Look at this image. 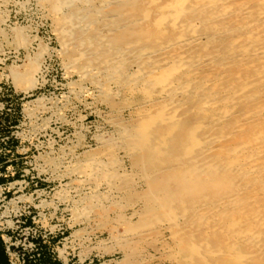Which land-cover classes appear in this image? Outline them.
<instances>
[{"label": "rangeland", "instance_id": "1", "mask_svg": "<svg viewBox=\"0 0 264 264\" xmlns=\"http://www.w3.org/2000/svg\"><path fill=\"white\" fill-rule=\"evenodd\" d=\"M53 1L0 0V233L10 259L40 253L61 264H264V77L255 79V71L264 70V57L229 51L230 38L246 30L258 31L264 43V14L248 15L264 8L263 2L239 0L248 9L240 14L229 0L231 11L213 17L219 7L200 6L202 0H176L177 5L168 0L167 6L165 0H61L59 11ZM68 12L73 30L62 36L60 18ZM153 17L163 24L158 29ZM172 19L175 26L169 27ZM243 21L248 24L240 28ZM192 33L201 37L199 43L193 40L169 53L162 48ZM79 50L83 56L73 59ZM164 64L174 68L167 66L171 77L160 84L152 77ZM149 77L159 85H149ZM167 89L175 98L167 99ZM160 110L166 115L162 122ZM148 113L156 117H150L151 128L163 131L168 141L166 152L151 163L136 137ZM187 132L194 144L185 150L179 137ZM249 161L262 164L261 171H246ZM192 164L197 170L191 172ZM182 168L192 177L187 184L170 176Z\"/></svg>", "mask_w": 264, "mask_h": 264}, {"label": "bare ground", "instance_id": "2", "mask_svg": "<svg viewBox=\"0 0 264 264\" xmlns=\"http://www.w3.org/2000/svg\"><path fill=\"white\" fill-rule=\"evenodd\" d=\"M53 1V0H52ZM101 1V0H100ZM176 1V0H175ZM175 1H174V3H171L170 1H168V0H165V2L164 3H162V4H164L165 6H167L168 4H169V2H170V5L171 4H176L177 5V1H176V3H175ZM236 2V4H235V7H234V9H238L237 10V12L238 13H246V11L248 10V9H246L245 8V11H244V8L243 7H241L240 5H239V3H241V2H239V0H232V2ZM238 1V2H237ZM259 1H261L260 3H262L263 2V4H264V0H259ZM63 1H61V0H54L53 1V9H55V10H58L59 9V7H60V5H61V3H62ZM104 2V1H103ZM179 2H181V1H179ZM178 2V3H179ZM196 2H198V1H196ZM229 2V0H202L201 2H199L201 5L200 6H203L202 4H204V5H208V6H216V7H219L214 13H213V17H216V16H222V15H224V14H226V13H228V11H231V9H229L228 8V6H230V2ZM81 3V2H80ZM150 3V2H149ZM149 3H146V4H149ZM182 3V2H181ZM181 3H179V4H181ZM187 3V2H186ZM193 3V2H192ZM199 3L197 4V5H199ZM145 4V5H146ZM161 4V5H162ZM191 4V3H190ZM233 4V3H232ZM192 5V4H191ZM190 5V6H191ZM195 5V4H194ZM194 5H192L191 6V8H193V6ZM160 6V5H159ZM163 6V5H162ZM189 6V7H190ZM199 6V7H200ZM207 6V7H208ZM242 6H244V4H242ZM263 7H264V5H262ZM161 7V6H160ZM159 7V8H160ZM170 7V6H169ZM189 7H187L188 9H189ZM172 8V7H171ZM173 8H174V6H173ZM172 8V9H173ZM185 8V7H184ZM198 8V7H197ZM248 8V7H247ZM256 8V7H255ZM76 9V8H75ZM158 9V8H157ZM164 9V8H163ZM186 9V8H185ZM249 9H251V8H249ZM159 10H161V9H159ZM175 10V12H176V9H173V11ZM179 10V9H178ZM182 11H183V8L181 9ZM213 10H215V9H212L211 11H213ZM59 11V10H58ZM68 11V10H67ZM71 11H75V10H71ZM71 11H69V12H71ZM142 11V10H141ZM145 11V10H144ZM170 11V10H169ZM172 11V12H173ZM209 11V10H208ZM63 13L62 14V16H61V18H60V21H61V26H60V28H59V32L62 34V36H66V34L67 35H69V33H72L71 31L73 30V23H72V21L74 20L73 19V14L72 13ZM77 12V11H76ZM149 12V11H148ZM161 12V11H160ZM165 12H167V13H169L168 11H165ZM179 12V11H178ZM210 12V11H209ZM248 12V11H247ZM74 13V12H73ZM143 13V12H142ZM183 13V12H182ZM181 13V14H182ZM212 13V12H211ZM147 14H149V13H147ZM161 14H163V13H161ZM160 13L158 14L159 16L161 15ZM177 14H179V13H177ZM180 14V15H181ZM252 14V16L251 17H253V18H259V17H261V16H263V14H264V8H261L260 7V9H256L255 11H253V13H249L248 15H251ZM143 15H145V13H143ZM142 15V16H143ZM164 15V14H163ZM179 15V16H180ZM75 16V15H74ZM77 16V15H76ZM94 16V15H93ZM171 16H173V15H171ZM211 15H209V17H210ZM234 16V15H233ZM138 17V16H137ZM145 17V16H144ZM164 17H165V15H164ZM167 17V16H166ZM165 17V18H166ZM170 17V15L168 16V18ZM176 17V16H175ZM174 17V19H176ZM230 17H232V16H230ZM58 18V17H57ZM172 18V17H171ZM208 18V17H207ZM138 20H140V18L138 17L137 18ZM161 19V21H162V18H160ZM249 19V18H248ZM142 20V19H141ZM163 20H164V18H163ZM173 20V19H172ZM203 20V19H202ZM201 20V21H202ZM207 20V19H206ZM227 20V19H226ZM241 20H243L242 18H241ZM260 20V19H259ZM154 24H155V26L157 27V29H158V24L159 25H161L160 23H158V18L157 17H153V19L151 20ZM221 21V20H220ZM251 21V20H250ZM168 22V21H167ZM166 22V23H167ZM171 22V23H170ZM169 22V24H170V26L169 27H174L175 26V22H174V20L173 21H170ZM180 22H185V21H179L178 23H180ZM189 22V21H188ZM236 22V21H235ZM249 22V21H248ZM252 22H254V19H253V21ZM256 22V21H255ZM90 23V22H89ZM190 23H191V21H190ZM211 23V22H210ZM213 23H214V25H213ZM215 23L216 22H212L211 23V25H213V26H215ZM249 23H251V22H249ZM264 23V22H263ZM263 23H261L260 25H259V27L261 26V25H263ZM224 24V23H223ZM239 24V23H238ZM247 25L248 23H247V21H243L242 23H240L239 24V27L241 28V26L242 25ZM58 25V24H57ZM163 25V24H162ZM161 25V26H162ZM190 25V24H189ZM196 25V24H195ZM210 25V24H209ZM208 25V26H209ZM222 25V24H221ZM241 25V26H240ZM251 25V24H250ZM103 26V25H102ZM166 26V25H165ZM181 26V25H180ZM183 26V25H182ZM181 26V27H182ZM187 26V25H186ZM191 26H193V25H190V27ZM219 26V25H218ZM235 26V25H234ZM234 26H232L233 27V29H234ZM155 27V28H156ZM188 27V26H187ZM223 27H224V25H223ZM236 27H238V26H236ZM243 27V26H242ZM145 28V27H144ZM167 28V27H166ZM177 28H179V27H177ZM194 28V27H193ZM196 28V27H195ZM231 28V27H230ZM258 28V27H257ZM172 29V28H171ZM221 29V28H220ZM232 29V28H231ZM255 29H256V27H255ZM175 30V29H174ZM182 30V29H181ZM181 30H180V32H181ZM185 30H186V28H185ZM219 30V29H218ZM222 30V29H221ZM220 30V31H221ZM163 31H165L164 30V28H163ZM223 31V30H222ZM221 31V32H222ZM253 30H246V31H244L243 33H240L241 35H235V36H233V37H231L230 38V45L232 46V47H230V49H229V51L231 50V48L233 49V48H235V49H233V50H235V52L236 53H234V52H232V53H234V54H232V55H235V54H237L238 55V57H239V55L240 56H244V55H248L249 56V54H251V55H253L256 59L257 58H262V56L264 57V43L262 44V43H260L258 40H259V38H261V36L258 34V31H255L254 30V32H252ZM56 32V31H55ZM161 32H162V30H161ZM173 32V31H172ZM171 32V33H172ZM189 32V31H188ZM194 32V31H193ZM197 33V32H196ZM203 33V32H202ZM210 33V32H209ZM214 33V32H213ZM217 33V32H216ZM263 33V32H262ZM96 34V33H95ZM205 34V33H204ZM203 34V35H204ZM103 35V34H102ZM101 35V36H102ZM164 35V34H163ZM178 35H180L179 33H178ZM198 35H199V33H198ZM202 35V34H201ZM200 35V36H201ZM210 35V34H209ZM99 36V35H98ZM232 36V35H231ZM100 37V36H99ZM155 37V36H154ZM205 37H206V34H205ZM208 37V36H207ZM209 37H211V39H212V36L210 35ZM217 37V36H216ZM223 37V36H222ZM147 38V37H146ZM175 38H176V36H175ZM174 38V39H175ZM178 38H180V39H178V40H176V41H174V39H173V41L174 42H172V43H169V45L168 44H165V45H163L162 46V48H164L168 53L169 52H172V51H170V50H173V51H175L174 50V48L175 47H178L179 49H180V47H184V46H186V44H188L190 41H193V40H196L195 42H198V38L199 37H197V34H195V33H192V34H190L189 36H187V37H184L183 36V38H181V37H179L178 36ZM201 38V37H200ZM200 38H199V40H200ZM203 38H204V36H203ZM77 39V38H76ZM158 38H156V40H157ZM208 39V38H207ZM206 39V40H207ZM96 40V39H95ZM154 40H155V38H154ZM162 40V39H161ZM209 40V39H208ZM260 40H262V39H260ZM63 41V40H62ZM130 41H132L131 39H130ZM205 41V40H204ZM67 42V41H66ZM65 42V43H66ZM79 42V41H78ZM194 42V43H195ZM200 42V41H199ZM198 42V43H199ZM208 42V41H207ZM263 42V41H262ZM81 43V42H80ZM136 43H137V41H136ZM161 43V42H160ZM166 43H167V40H166ZM193 43V44H194ZM145 44V43H144ZM62 45H63V43H62ZM99 45V44H98ZM127 45V44H126ZM158 45V44H157ZM196 45V44H195ZM205 45V46H204ZM226 45V44H225ZM224 45V46H225ZM229 45V46H230ZM80 46V45H79ZM142 46V45H141ZM203 48L204 47H206V43H203L202 45H201ZM69 47V46H68ZM95 47H97V46H95ZM99 47V46H98ZM120 47V46H119ZM127 47V46H126ZM200 47V46H199ZM212 47H214V46H212ZM75 48V47H74ZM108 48V47H107ZM118 48V47H117ZM121 48V47H120ZM123 48V47H122ZM137 48V47H136ZM145 48V47H144ZM190 49L192 48V47H189ZM203 48H201V49H203ZM222 48H223V46H222ZM225 48V47H224ZM228 48V47H227ZM141 49H143V48H141ZM140 49V50H141ZM149 48H147V50H148ZM157 49V48H156ZM193 49V48H192ZM213 49V48H212ZM114 50H116L115 48H114ZM137 50V49H136ZM139 50V51H140ZM145 50H146V48H145ZM189 50V49H188ZM89 51V50H88ZM87 51V52H88ZM111 51V50H110ZM162 51V50H161ZM214 51V50H213ZM217 51V50H216ZM98 52V51H97ZM118 52V51H117ZM152 52V51H151ZM150 52V53H151ZM187 52V51H186ZM189 52V51H188ZM191 52V51H190ZM199 51H197V53H198ZM212 52V51H211ZM40 53V52H39ZM136 53V52H135ZM138 53V52H137ZM166 53V52H165ZM184 53V52H183ZM206 53V52H205ZM91 54V53H90ZM141 54V53H140ZM142 54H144V53H142ZM141 54V55H142ZM148 54H149V52H148ZM164 54V53H163ZM196 54V53H195ZM219 54V53H218ZM140 55V56H141ZM162 55V54H161ZM207 55H209V54H207ZM206 54H204V56H207ZM217 54H215V56H216ZM231 55V57H233ZM80 56H83V52L82 51H76L75 53H73V59H76V58H79ZM136 56H138V58H139V55L137 54ZM135 56V57H136ZM145 56H147V55H145ZM172 56V55H171ZM177 56H179V55H177L176 54V57ZM183 56V54H181V58H183L182 57ZM197 56H199V55H197ZM204 56L202 55V58H204ZM214 56V57H215ZM225 56V55H224ZM245 56V57H246ZM118 57V56H117ZM130 57V56H129ZM168 57V56H167ZM212 57V56H211ZM218 57H220V54H219V56ZM114 59L116 58V57H113ZM113 58H112V60H113ZM133 58V57H132ZM141 58H143V57H141ZM201 58V59H202ZM230 58V57H229ZM247 58V57H246ZM103 59V58H102ZM108 59L109 58H104V60L103 61H105V62H107L108 61ZM147 59V58H146ZM152 59V58H151ZM150 59V60H151ZM174 59H175V57H174ZM174 59H171V61L172 60H174ZM183 59H185V57L183 58ZM190 59H193V58H191L190 57ZM190 59L188 60V61H190ZM196 61L198 60V62H203V60H200L199 61V58L197 57V59H196V56H195V58H194ZM222 59H224V58H222ZM222 59H220V60H222ZM111 60V59H110ZM129 60V59H128ZM137 60V59H136ZM186 61H187V59H185ZM208 60H210V58L208 59ZM207 59H206V61H208ZM214 60H216V59H214ZM213 60V61H214ZM219 60V61H220ZM239 60V59H238ZM262 60V59H261ZM87 61V60H86ZM102 61V62H103ZM116 61V60H115ZM119 61V60H118ZM143 60H141V62H142ZM161 61H163V59H161ZM170 61V60H169ZM178 61V60H177ZM219 61H218V63H219ZM232 61V60H231ZM241 61H243V60H241ZM240 60H239V62H241ZM114 62V61H113ZM128 62V61H127ZM130 62V61H129ZM145 62H147V61H145ZM172 62H175V61H172ZM180 62H181V60H180ZM197 62V63H198ZM216 62V61H215ZM234 62V61H233ZM263 62V61H262ZM117 63V62H116ZM121 63V62H120ZM157 63V61L154 63L153 62V64H156ZM169 62L167 61V64H168ZM171 63V62H170ZM183 63H185L184 65H186L187 63L186 62H184L183 61ZM237 63V62H236ZM250 63H252V62H250ZM89 64V63H88ZM136 64V63H135ZM139 64H142V63H139ZM148 64V63H147ZM151 64H152V62H151ZM166 64V63H165ZM165 64H164V66H165ZM175 64H176V62H175ZM174 63H173V65H175ZM189 64V63H188ZM199 64V63H198ZM204 64V63H203ZM202 64V65H203ZM210 64H211V61H210ZM225 64V63H224ZM229 64V63H228ZM246 64V63H245ZM84 65V64H83ZM94 65V64H93ZM114 65H116V64H114ZM123 65V64H122ZM121 65V66H122ZM137 65V64H136ZM170 65V66H169ZM169 65H166L165 66V68L163 67H161V70H162V72H161V70H160V73H158L157 71H156V75L154 76V77H152V79L154 78L155 79V81H157L158 83H160V80H161V82H163L164 81V78H166L168 75L167 74H169L168 73V71L169 70H167L168 69V67H171V68H174V67H172L171 66V64H169ZM190 65H192V64H190ZM190 65H189V67H190ZM197 65V64H196ZM196 65H194V66H196ZM220 65H222V64H220ZM244 65V64H243ZM242 65V66H243ZM247 65H249V63L247 64ZM246 65V66H247ZM252 65H253V63H252ZM262 65H264V64H262ZM262 65L260 64V68L262 67ZM103 66V65H102ZM112 67H113V65H111ZM124 66V65H123ZM156 66V65H155ZM160 66V65H159ZM168 66V67H167ZM181 66V65H180ZM187 66V65H186ZM193 66V65H192ZM193 66V67H194ZM206 66V65H205ZM241 66V67H242ZM87 67V66H86ZM86 67H84V68H86ZM104 67V66H103ZM106 67V66H105ZM108 67H110V66H108ZM114 67H116L117 68V66H114ZM138 67V66H137ZM202 67V66H201ZM200 67V68H201ZM211 67V66H210ZM220 67V66H219ZM222 67V66H221ZM248 67V66H247ZM256 67V66H255ZM255 67H253V68H255ZM107 68V67H106ZM119 68V67H118ZM135 68V67H134ZM148 68V67H147ZM151 68H152V66H151ZM160 68V67H159ZM177 68V67H176ZM188 68V67H187ZM199 68V67H198ZM199 68V69H200ZM250 68H251V66H250ZM97 69H99V68H97ZM102 69V68H101ZM111 69V68H110ZM120 69V68H119ZM136 69V68H135ZM139 69H141V67L139 68ZM142 69H143V67H142ZM149 69V68H148ZM185 69H186V67H185ZM190 69V68H189ZM191 69H192V67H191ZM212 69H214V68H212ZM246 68H245V66H244V69L243 70H245ZM87 70V69H86ZM100 70V69H99ZM113 70V69H112ZM115 70V69H114ZM123 70V69H122ZM131 70V69H130ZM137 71H138V69H136ZM144 70H145V68H144ZM176 70V69H175ZM177 70H179V67H178V69ZM182 70V69H181ZM180 70V71H181ZM188 70V69H187ZM193 70H195V69H193ZM192 70V71H193ZM93 71V70H92ZM98 71V70H97ZM105 71V70H104ZM136 71V72H137ZM146 71V70H145ZM151 71V70H150ZM150 71H149V73H150ZM183 71V70H182ZM191 70H190V72L189 73H191V75H192V72ZM196 71V70H195ZM208 71V70H207ZM224 71V70H223ZM264 71V70H263ZM261 69L260 70H257V71H255L256 73H255V79L256 78H258V79H262V77H264L263 75H264V72H263ZM86 72V71H85ZM100 72V71H99ZM99 72H97V73H99ZM131 72V71H130ZM175 72V71H174ZM174 72H170V73H172V75L174 74ZM184 72V71H183ZM183 72H181V73H183ZM225 72V71H224ZM224 72H222V73H224ZM91 73V72H90ZM114 74L115 73H118V71L117 72H113ZM122 73V72H121ZM121 73H119V74H121ZM123 73H126V72H123ZM122 73V74H123ZM152 73V72H151ZM176 73V72H175ZM186 73V72H185ZM195 73V72H194ZM236 73V72H235ZM234 73V74H235ZM247 73H249V72H247ZM83 74V73H82ZM131 74V73H130ZM139 74V73H138ZM180 73H178V75H179ZM196 74V73H195ZM206 74V73H205ZM208 74V73H207ZM205 75V76H203V77H207L208 75ZM213 74V73H212ZM233 74V75H234ZM254 74V73H253ZM116 75V74H115ZM132 75V74H131ZM144 75V74H143ZM150 75H152V74H150ZM154 75V74H153ZM170 75V74H169ZM224 75V74H223ZM235 75H237V74H235ZM108 76H109V74H108ZM118 76V75H117ZM127 76V75H126ZM135 76V75H134ZM139 76V75H138ZM137 76V77H138ZM146 76H149V75H146ZM186 76H189V75H186ZM112 77V76H111ZM115 77V76H114ZM124 77V76H123ZM140 77V76H139ZM170 77H171V75H170ZM180 77H182V75L180 76ZM212 77V76H211ZM219 77H221V76H219ZM239 77V76H238ZM243 77H245V76H243ZM249 77V76H248ZM108 78V77H107ZM113 78V77H112ZM116 78H119V77H116ZM127 78L129 79V77L127 76ZM131 78V77H130ZM133 78V77H132ZM131 78V79H132ZM177 78H178V76H177ZM183 78V77H182ZM208 78V77H207ZM224 78H226V77H224ZM249 78H251V75H250V77ZM109 79H110V77H109ZM144 79V78H143ZM141 80V82L142 83H144L145 81L144 80ZM148 80H149V85H151L152 87H154L153 86V83L152 82H155L154 80H150L151 78L149 77V78H147ZM169 80H171V78H168ZM179 79V78H178ZM184 79V78H183ZM189 79V78H188ZM187 79V80H188ZM205 79V78H204ZM214 79V78H213ZM240 79V78H239ZM238 78L236 79V80H239ZM246 78H244V81H243V83H248V82H246V80H245ZM108 80V79H107ZM126 80V79H125ZM145 80H146V77H145ZM159 80V81H158ZM166 80V79H165ZM169 80H168V84H171V81L169 82ZM197 80H199V78H198V76H197ZM201 80V79H200ZM199 80V81H200ZM208 80V79H207ZM241 80H243V79H241ZM35 81V80H34ZM110 81V80H109ZM118 81V80H117ZM130 81H133V80H130ZM136 81V80H135ZM134 81V82H135ZM152 81V82H151ZM174 81V80H173ZM176 81V80H175ZM178 81H180V80H178ZM185 82H186V80H184ZM183 81V82H184ZM191 81V80H190ZM190 81H187V82H190ZM195 81V80H194ZM214 81V80H213ZM123 82H124V80H123ZM123 82H122V84H123ZM127 81H125V83H126ZM140 82V83H141ZM157 82H155V84L154 85H156V83ZM165 83H167V80L166 81H164ZM180 82H182V81H180ZM204 82L206 83V81L204 80ZM225 82H226V80H225ZM234 82V81H233ZM252 82H254V81H252ZM251 82V83H252ZM256 82V81H255ZM254 82V83H255ZM260 82V81H259ZM132 83V82H131ZM152 83V84H151ZM157 83V85H159ZM176 83H178L177 81L175 82V85H176ZM201 83V82H200ZM205 83L203 84V85H205ZM208 83V82H207ZM227 83V82H226ZM242 83V84H243ZM147 84H148V82H147ZM147 84L145 83V85L147 86ZM160 84H162V83H160ZM164 84V83H163ZM168 84L167 85H165L164 87H166V86H168ZM190 84V83H189ZM199 84V83H198ZM217 84H219L218 82H217ZM253 84V83H252ZM133 85V84H132ZM144 85V86H145ZM179 85V87H181V85H182V83L181 84H178ZM177 85V86H178ZM184 85V84H183ZM200 85V84H199ZM199 85L197 86V87H199ZM221 85V84H220ZM240 85V84H239ZM190 86V85H189ZM192 86V85H191ZM228 86V85H227ZM230 86V85H229ZM242 86V85H241ZM245 85H243V87H244ZM132 87V86H131ZM142 87V86H141ZM161 87V86H160ZM176 87V86H175ZM174 87V88H175ZM215 87H217V86H215ZM214 87V88H215ZM240 87V86H239ZM238 87V88H239ZM243 87L241 88V90H243ZM246 87V86H245ZM260 87V86H259ZM149 88H151V87H149ZM171 88V87H170ZM182 89H183V86L181 87ZM184 88H186V85H184ZM194 88V87H193ZM200 88H201V86H200ZM211 88V87H210ZM213 88V89H214ZM233 88V87H232ZM252 88V87H251ZM129 89H131V88H129L128 87V91H129ZM137 89V88H136ZM141 89V88H140ZM147 89H148V86H147ZM146 89V90H147ZM152 89V88H151ZM164 88H163V86H162V88H161V90H163ZM171 89H173V88H171ZM177 89V88H176ZM181 89V90H182ZM198 89V88H197ZM203 89V88H202ZM212 89V90H213ZM218 89V88H217ZM216 89V90H217ZM221 89V88H220ZM234 89V88H233ZM237 89V88H236ZM246 89H248V88H246ZM263 89V88H262ZM103 90V89H102ZM142 91H143V88L141 89ZM170 90V89H169ZM180 90V89H179ZM185 90V89H184ZM192 90V89H191ZM195 90V89H194ZM205 90V89H204ZM210 91L211 92V94L212 93H215L214 91ZM232 90V89H231ZM241 90H239L238 89V91H236L235 93H238L239 91H241ZM254 90V89H253ZM258 90V89H257ZM127 91V90H126ZM175 91H177V90H175ZM206 91V90H205ZM159 92V91H158ZM166 92V91H165ZM167 92H168V89H167ZM170 92H171V90H170ZM180 92H182V91H180ZM186 92V91H185ZM195 92V91H194ZM232 92H233V90H232ZM256 92V91H255ZM255 92H253L254 94H255ZM152 93V92H151ZM169 93V92H168ZM196 93V92H195ZM231 93V92H230ZM234 93V94H235ZM250 93H251V91H250ZM159 94V93H158ZM172 94H174L173 92H172ZM197 94V93H196ZM195 94V95H196ZM248 94V93H247ZM246 94V95H247ZM253 94V95H254ZM149 95V94H148ZM169 95H170V93L168 94V97H167V99L168 98H170L171 96H174V98H175V94L174 95H171L170 97H169ZM180 95V94H179ZM206 95V94H205ZM214 95V94H213ZM216 95V94H215ZM219 95V94H218ZM229 96H230V94H229ZM196 97V96H195ZM207 97V96H206ZM231 97V96H230ZM240 98H242V96H239ZM243 97H245L244 95H243ZM247 97V96H246ZM250 96H248V98H249ZM254 97V96H253ZM143 98V97H142ZM203 98V97H202ZM208 98V97H207ZM215 98V97H214ZM252 98V97H251ZM147 99V98H146ZM184 99V98H183ZM234 99V98H233ZM232 99V100H233ZM247 99V98H246ZM152 100H154V99H152ZM168 100H170V99H168ZM192 100H193V98H192ZM211 100V99H210ZM224 100V99H223ZM243 100H245V99H243ZM150 101H151V99H150ZM177 101V100H176ZM209 101V100H208ZM220 101V100H219ZM225 101V100H224ZM252 101V100H251ZM145 102V101H144ZM203 102V101H202ZM211 102H212V100H211ZM143 103V102H142ZM141 103V104H142ZM172 103H174V102H172ZM172 103H170V104H172ZM204 103H206V102H204ZM203 103V104H204ZM220 103V102H219ZM140 104V103H139ZM158 104V103H157ZM163 104V103H162ZM178 104H179V102H178ZM181 104V103H180ZM249 104V103H248ZM173 105V104H172ZM177 105V104H176ZM211 105H212V103H211ZM210 105V106H211ZM233 105H234V103H233ZM233 105H231V106H233ZM165 106H167V105H165ZM201 106V105H200ZM207 106V105H206ZM217 106V105H216ZM162 107V106H161ZM174 107H176V106H174ZM218 107V106H217ZM230 107V106H229ZM167 108V107H166ZM165 109V108H164ZM163 109V110H164ZM176 109V108H175ZM201 109V108H200ZM204 109V108H203ZM202 109V110H203ZM216 109V108H215ZM214 109V110H215ZM256 109H258V107L256 108ZM157 110V109H156ZM169 110V109H168ZM232 110V109H231ZM230 110V111H231ZM254 110V109H253ZM148 111V110H147ZM167 111V110H166ZM173 111V110H172ZM194 111V110H193ZM207 111V110H206ZM226 111V110H225ZM224 111V112H225ZM249 111V110H248ZM247 111V112H248ZM156 112V111H155ZM159 112H161V110L159 111ZM158 111H157V114H158V117H160V119L161 118H165L166 117V115H164V113L163 112H161V113H159ZM176 112V111H175ZM174 112V113H175ZM208 112V111H207ZM246 113V112H245ZM259 113V112H258ZM264 113V112H263ZM149 114V116H147V118H145V119H142V120H140L139 121V123H138V126H137V128H138V130H137V133H136V137H137V139L139 140V142H140V145H142L143 147H144V160H146L147 162H155V160H157L160 156V154H162L163 152H166V148L168 147V141H167V139H166V137H165V133L163 132V131H157V130H154V129H152L151 128V122H153V121H151L150 119L153 117L152 115H154L153 113H151L152 115H150V113H148ZM170 114H172V113H170ZM244 114V113H243ZM168 116H170L169 114H167ZM174 114H172L171 116L172 117H174L173 116ZM242 115V113L239 115V117ZM244 115H246V114H244ZM140 116V115H139ZM152 116V117H151ZM155 116H157L156 115V113H155ZM167 116V117H168ZM151 117V118H150ZM157 117V118H158ZM172 117H170V119H173ZM176 117V116H175ZM250 117V116H249ZM253 117H254V115H253ZM261 117H263V116H261ZM156 117H153L152 119H155ZM169 118V117H168ZM178 118V117H177ZM245 119L247 118V117H244ZM169 119V120H170ZM260 119V118H259ZM162 120L163 119H161L160 121L162 122ZM165 120V119H164ZM166 120H167V118H166ZM234 120H236V119H234ZM242 120H244V119H242ZM249 120V119H248ZM233 121V120H232ZM240 121V120H239ZM138 122V121H137ZM172 122V121H171ZM175 122H177L176 120H175ZM262 122V121H261ZM197 123V122H196ZM234 123V122H233ZM195 124V123H194ZM198 124V123H197ZM199 124H200V122H199ZM235 125H237V122H235L234 123ZM196 125V124H195ZM240 125V124H239ZM198 126V125H197ZM197 126H194V128H196V129H198L197 128ZM242 126H243V124H242ZM249 126V125H248ZM263 126V125H262ZM214 127V126H213ZM237 127H238V125H237ZM244 127H246V126H244ZM175 128V127H174ZM177 128H180V127H177ZM172 129H173V127H172ZM172 129L170 128V130H171V132H172ZM195 129V130H196ZM239 129V128H238ZM167 130H169V129H167ZM166 130V131H167ZM187 130V129H186ZM189 130V129H188ZM124 131V130H123ZM165 131V130H164ZM192 131V130H191ZM169 132V131H168ZM168 132L166 133V135H168ZM193 132V131H192ZM192 132H191V134H192ZM170 133V132H169ZM188 133V132H187ZM258 134H259V132H257ZM129 135V134H128ZM193 136V135H192ZM192 136L188 133V134H186V133H182V135L179 137V141H180V144H182L183 145V147L185 148V150L186 149H189V146L191 147V145H193V144H191V142L190 141H192L194 138H192ZM256 136V135H255ZM128 137V136H127ZM195 137V136H194ZM259 137V136H258ZM239 138V137H238ZM189 139H190V141H189ZM130 140V139H129ZM186 140V141H185ZM188 140V141H187ZM216 140V139H215ZM254 140V139H253ZM257 140V139H256ZM185 141V142H184ZM197 141H199V140H197ZM138 142V143H139ZM194 142V141H193ZM197 143V142H196ZM201 143V142H200ZM211 143H214V141L213 142H211ZM243 143V142H242ZM178 144V143H177ZM235 144V143H234ZM240 144V143H239ZM246 144V143H245ZM248 144V143H247ZM135 145H136V143H135ZM243 145H244V143H243ZM256 145H257V143H256ZM138 146V145H137ZM196 146V145H195ZM231 146V145H230ZM240 146H242V145H240ZM239 146V147H240ZM194 147V146H193ZM192 147V148H193ZM221 147V146H220ZM232 147V146H231ZM234 147V146H233ZM236 147H238V146H236ZM236 147H234L235 149H236ZM238 147V148H239ZM215 148V147H214ZM217 148H218V146H217ZM222 148V147H221ZM227 149H225L224 151L225 152H228L227 150H228V148L229 147H226ZM233 148V149H234ZM237 148V149H238ZM242 149L244 148V147H241ZM260 148V147H259ZM223 149H224V147H223ZM230 149L231 148H229V151H230ZM242 149H239L240 151H243ZM141 150V149H140ZM184 150V149H183ZM210 150V149H209ZM142 151V150H141ZM190 151V150H189ZM216 151V150H215ZM233 151V150H232ZM240 151H239V153H240ZM259 151H261V150H259ZM258 151V152H259ZM262 151H264V150H262ZM185 152V151H184ZM204 152V151H203ZM202 152V153H203ZM258 152H256V153H258ZM191 153H193L192 152V149H191ZM255 153V154H256ZM182 154H185V155H187L186 153H182ZM190 153L188 152V155H189ZM199 154V153H198ZM227 154V153H226ZM259 154V153H258ZM142 155H140V157H141ZM175 156V155H174ZM233 156V155H232ZM243 156H244V153H243ZM247 156L249 157V155L247 154ZM247 156L245 155L244 157H246V159H247ZM251 156V155H250ZM91 157H93V156H91ZM112 157V156H111ZM180 157V156H179ZM205 157V156H204ZM209 157V156H208ZM218 157V156H217ZM231 157V156H230ZM234 157V156H233ZM235 157H236V155H235ZM243 157V158H244ZM252 157H254V156H252ZM264 157V156H263ZM243 158H242V161H243ZM251 157H249V159H250ZM90 160H92L91 158H89ZM101 159V158H100ZM107 159V158H106ZM110 159V158H109ZM191 157H190V161H191ZM195 159V158H194ZM193 159V160H194ZM204 159H206V158H204ZM180 160V159H179ZM178 160V161H179ZM230 160V159H229ZM254 160V159H253ZM88 161V160H87ZM96 161V160H95ZM189 160H188V158H187V162H188ZM221 161V160H220ZM259 160H257V162H258ZM262 161V160H261ZM98 162V161H97ZM104 162V161H103ZM197 162H199V161H197ZM212 162V161H211ZM245 162V161H244ZM250 163H245L246 164V166L245 165H243V164H241V166H245L244 168H246V171H252V170H256V169H258L259 167H261L262 168V164H259V163H253V162H251V161H249ZM263 162V161H262ZM86 163V161H84V164ZM90 163V162H89ZM96 163V162H95ZM146 163V162H145ZM144 163V164H145ZM174 163H177V162H175L174 161ZM182 163V162H181ZM180 163V164H181ZM185 163V162H184ZM195 163V162H194ZM228 163V162H227ZM234 163V162H233ZM97 164V163H96ZM103 164V163H102ZM183 164V163H182ZM209 164V163H208ZM225 164V163H224ZM238 164V163H237ZM176 165V164H175ZM178 165V164H177ZM193 165V168H191L190 169V171L191 170H193L194 171V168L197 170V168L194 166V164H192ZM192 165H191V167H192ZM234 165V164H233ZM261 165V166H260ZM172 166V165H171ZM202 166H207V162H206V164H203ZM208 166H210V165H208ZM213 166V165H212ZM211 166V167H212ZM239 166V165H238ZM240 166V167H241ZM189 167V166H188ZM187 167V168H188ZM198 167H200V166H198ZM264 167V166H263ZM187 168L186 169H184V168H182V169H177V170H175V171H173L171 174H170V176H172L173 178H175L176 179V181H180L181 183H184L185 181H187L188 180V178H192V177H190V175H189V172L187 171H185V170H187ZM201 168V167H200ZM207 168V167H206ZM205 168V169H206ZM213 168V167H212ZM199 169V168H198ZM241 170V169H240ZM244 170V169H243ZM258 170H260V169H258ZM165 171H167V170H165ZM214 171V170H213ZM246 171H244V172H246ZM257 171V170H256ZM261 171V170H260ZM264 171V170H263ZM192 172V171H191ZM243 172V171H242ZM241 172V173H242ZM243 172V173H244ZM87 173V172H86ZM129 173V172H128ZM200 172H198V174H199ZM197 175V174H196ZM241 175H243V174H241ZM246 175V174H245ZM247 175H249V174H247ZM257 175V174H256ZM147 176V175H146ZM255 176V175H254ZM171 177V178H172ZM170 178V177H169ZM193 178H195V177H193ZM246 178H248V177H246ZM254 178V177H253ZM196 179V178H195ZM256 179V178H255ZM168 180V179H167ZM145 181V180H144ZM190 181V180H189ZM255 181V180H254ZM250 182V181H249ZM262 182L264 183V181H263V178H262ZM187 183H188V181H187ZM186 182L184 183V184H187ZM191 183V182H190ZM259 183H260V181H259ZM196 184V183H195ZM262 185H260V187H261ZM186 187H192V186H186ZM262 188V187H261ZM149 189V188H148ZM160 189V188H159ZM247 189V188H246ZM164 190V189H163ZM264 190V189H263ZM151 192V191H150ZM153 193V192H152ZM172 193V192H171ZM251 193V192H250ZM61 194V193H60ZM148 194H151V193H148ZM173 194V193H172ZM256 194H258V193H256ZM153 195V194H152ZM162 195H165V194H162ZM161 195V196H162ZM170 195V194H169ZM249 195V194H248ZM142 196V195H141ZM154 196V195H153ZM157 196V195H156ZM155 196V197H156ZM171 196H173V195H171ZM238 195H236V197H237ZM255 196V195H254ZM261 196V195H260ZM152 197V196H151ZM163 197V196H162ZM235 197V198H236ZM253 197V196H252ZM150 198V197H149ZM164 198L166 199V197L164 196ZM247 198V197H246ZM180 199V198H179ZM243 198H241V200H242ZM240 200V201H241ZM243 200H245V199H243ZM247 201H248V198L246 199ZM245 200V201H246ZM180 201V200H179ZM230 201V200H229ZM237 201V200H236ZM235 201V202H236ZM239 201V202H240ZM258 200H256V202H257ZM164 202V201H163ZM171 202V201H170ZM169 202V203H170ZM244 202V201H243ZM252 202H254V201H252ZM252 202H250V203H252ZM225 203H228V202H225ZM255 203V202H254ZM122 204V203H121ZM166 206H168V205H166ZM225 206V205H224ZM242 206V205H241ZM203 207H205V206H203ZM202 207V208H203ZM213 207V206H212ZM217 207V206H216ZM216 207L214 208V209H216ZM240 207V206H239ZM210 209V208H209ZM207 210V209H206ZM210 210H212V209H210ZM232 210V209H231ZM203 211H205V209L203 210ZM241 211V210H240ZM170 212V211H169ZM168 212V213H169ZM206 212V211H205ZM208 212V211H207ZM212 211H209V213H211ZM218 212H219V210H218ZM217 212V213H218ZM228 212H230V210L228 211ZM227 212V213H228ZM232 212V211H231ZM202 213V212H201ZM259 213V212H258ZM170 214V213H169ZM174 213H172V215H173ZM232 214V213H231ZM240 214V213H239ZM118 215V214H117ZM153 215V214H152ZM202 215V214H201ZM120 216V215H119ZM155 216V215H154ZM153 216V217H154ZM163 216H165V215H163ZM168 216V215H167ZM174 216V215H173ZM177 216V215H176ZM198 216V215H197ZM233 216V215H232ZM255 216V215H254ZM156 217V216H155ZM205 217V216H204ZM212 217V216H211ZM170 218V217H169ZM203 218V217H202ZM209 218V217H208ZM232 218V217H231ZM176 219V218H175ZM219 219V218H218ZM236 219H238V218H236ZM205 220H207L208 221V219H206L205 218ZM249 220V219H248ZM141 221H143V220H141ZM171 221V220H170ZM240 221V220H239ZM122 223V222H121ZM120 223V224H121ZM220 223V222H219ZM240 223V222H239ZM126 224V223H125ZM205 224V223H204ZM259 224V223H258ZM226 226V225H225ZM260 226V225H259ZM169 228V227H168ZM247 228V227H246ZM230 230V229H229ZM245 230V229H244ZM247 230V229H246ZM173 233V232H172ZM175 233V232H174ZM173 233V234H174ZM240 233V232H239ZM247 233V232H246ZM124 234V233H123ZM253 234V233H252ZM257 234V233H256ZM170 235V234H169ZM255 235V234H254ZM125 236V235H124ZM173 236V235H172ZM193 243V242H192ZM206 244V243H205ZM207 245V244H206ZM190 248H191V245H190ZM197 248H199V247H197ZM178 253V252H177ZM176 253V254H177ZM175 257V256H174ZM202 257V256H201ZM204 257V256H203ZM235 258V257H234ZM236 259V258H235Z\"/></svg>", "mask_w": 264, "mask_h": 264}, {"label": "trees", "instance_id": "3", "mask_svg": "<svg viewBox=\"0 0 264 264\" xmlns=\"http://www.w3.org/2000/svg\"><path fill=\"white\" fill-rule=\"evenodd\" d=\"M3 177H0V181ZM22 262L18 264H61L58 259L53 258L52 260L49 257H45L43 254L37 253V255L32 254L22 255ZM0 264H11L8 260L7 253L5 251V243L0 235Z\"/></svg>", "mask_w": 264, "mask_h": 264}, {"label": "built area", "instance_id": "4", "mask_svg": "<svg viewBox=\"0 0 264 264\" xmlns=\"http://www.w3.org/2000/svg\"><path fill=\"white\" fill-rule=\"evenodd\" d=\"M0 235H1V233H0ZM5 251H6V253H7L8 260H9V262H10L11 264H18V263L22 262V260H23L22 255H20L18 258H16L15 261H12V260L10 259V257H9V249H8V245H7V244H5Z\"/></svg>", "mask_w": 264, "mask_h": 264}]
</instances>
